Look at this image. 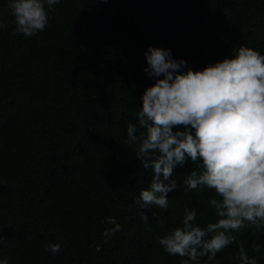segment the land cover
Segmentation results:
<instances>
[{
    "label": "trees",
    "instance_id": "16d2710c",
    "mask_svg": "<svg viewBox=\"0 0 264 264\" xmlns=\"http://www.w3.org/2000/svg\"><path fill=\"white\" fill-rule=\"evenodd\" d=\"M8 3L0 0L7 24L0 28V258L181 264L186 258L166 253L158 238L181 226L186 208L196 209L202 228L216 222L208 204L216 194L184 191L186 176L199 171L189 158L174 169L181 188L168 193L166 210L134 203L154 175L126 143L127 125H138L142 95L155 82L144 72V53L170 49L194 71L232 58L241 45L264 55V0H60L55 11L45 6L50 22L33 37L12 34ZM108 216L122 228L105 242ZM236 235V243L200 264H240V242L264 264V231ZM49 243L61 250L45 252Z\"/></svg>",
    "mask_w": 264,
    "mask_h": 264
},
{
    "label": "clouds",
    "instance_id": "9594fccd",
    "mask_svg": "<svg viewBox=\"0 0 264 264\" xmlns=\"http://www.w3.org/2000/svg\"><path fill=\"white\" fill-rule=\"evenodd\" d=\"M59 3L9 0L12 34L36 36L50 22L45 6L55 11ZM0 28L7 24L0 22ZM233 52L232 58L197 71L184 59L173 58L170 49L149 46L144 53V72L155 82L142 95L138 125H127L126 143L136 146L142 167L151 168L154 175L148 190H141L134 203L141 209L166 210L168 193L181 188L172 179L174 169L189 158L199 164V171L186 176L184 191L207 188L216 194L208 201L216 222L202 228L194 223L196 209L186 208L181 226L158 238L166 253L186 258L181 264H200L203 257L211 262L237 242L236 234L249 228L264 231V55L243 45ZM180 127L182 131L176 130ZM152 215L157 224L164 223L156 213ZM141 219L146 231H151L148 215L142 213ZM104 222L112 225L102 233L107 242L122 226L111 216ZM60 250L58 243L44 248L51 254ZM251 250L259 254L261 246L253 241ZM238 259L240 264H257L242 242ZM0 264H9L8 257L0 258Z\"/></svg>",
    "mask_w": 264,
    "mask_h": 264
}]
</instances>
